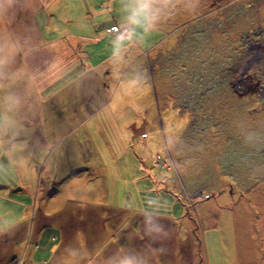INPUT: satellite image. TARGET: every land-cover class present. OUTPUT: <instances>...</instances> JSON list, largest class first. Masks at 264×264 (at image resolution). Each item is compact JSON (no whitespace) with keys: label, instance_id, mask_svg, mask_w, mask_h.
<instances>
[{"label":"rangeland","instance_id":"rangeland-1","mask_svg":"<svg viewBox=\"0 0 264 264\" xmlns=\"http://www.w3.org/2000/svg\"><path fill=\"white\" fill-rule=\"evenodd\" d=\"M185 7L133 36L127 0H0L29 157L0 168V264H264V0Z\"/></svg>","mask_w":264,"mask_h":264},{"label":"clouds","instance_id":"clouds-1","mask_svg":"<svg viewBox=\"0 0 264 264\" xmlns=\"http://www.w3.org/2000/svg\"><path fill=\"white\" fill-rule=\"evenodd\" d=\"M10 2V0H9ZM176 0H127L124 24L129 34L135 36L137 31L151 33L155 31L164 13L169 10ZM185 10L194 13L200 6V0H181ZM14 52L0 49V168L26 167L29 163L27 143L24 137V127L18 113L23 106V98L12 88V81L17 73L10 70ZM5 161L7 163H5ZM128 203L135 207L130 198ZM159 199H149L143 209V231L153 242H163L169 238V232L161 223ZM163 247L154 248L149 245L143 250L123 249L114 256L108 257L105 264H152L164 253Z\"/></svg>","mask_w":264,"mask_h":264},{"label":"bare ground","instance_id":"bare-ground-1","mask_svg":"<svg viewBox=\"0 0 264 264\" xmlns=\"http://www.w3.org/2000/svg\"><path fill=\"white\" fill-rule=\"evenodd\" d=\"M115 27H116V26H115ZM115 27L112 28V31L116 30V31H114V32H118V31H119V28H115ZM124 30H125L126 32L128 31V30H126V29H124ZM85 264H89L88 261L85 262Z\"/></svg>","mask_w":264,"mask_h":264},{"label":"built area","instance_id":"built-area-1","mask_svg":"<svg viewBox=\"0 0 264 264\" xmlns=\"http://www.w3.org/2000/svg\"><path fill=\"white\" fill-rule=\"evenodd\" d=\"M115 28H117V27H115ZM114 31H116V30H114ZM124 32H125V30H124Z\"/></svg>","mask_w":264,"mask_h":264}]
</instances>
